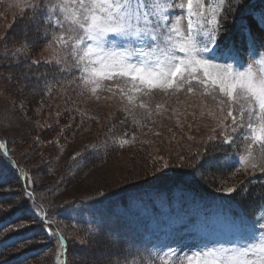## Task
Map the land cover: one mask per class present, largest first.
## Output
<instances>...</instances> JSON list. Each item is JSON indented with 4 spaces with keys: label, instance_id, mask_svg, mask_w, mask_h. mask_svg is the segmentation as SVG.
<instances>
[{
    "label": "rangeland",
    "instance_id": "rangeland-1",
    "mask_svg": "<svg viewBox=\"0 0 264 264\" xmlns=\"http://www.w3.org/2000/svg\"><path fill=\"white\" fill-rule=\"evenodd\" d=\"M30 2L0 0L1 53L9 52L12 56L15 49L12 46L2 48V43L7 32L14 27V21L25 13L24 5ZM22 27L27 28V32L33 30L30 34L23 32L33 41L35 26L29 22ZM50 43L52 47L48 46ZM64 55H67L64 50L50 39H44L17 54V58L25 61L23 68L15 63L6 72L0 70L5 76L0 79V136L11 143L33 193V198L29 199L24 182L7 166L2 167L0 194L3 198L10 195V200L0 203V222L6 218L12 220L6 225L27 222V226L19 231L0 233L3 241L12 236H17L18 240L0 250V253L6 250L0 256V262L7 261L6 264H57L58 239L43 230V223L38 225L36 211H33L36 206L54 221L48 227L67 237L66 264H108L109 258L122 259L119 254L125 252L133 240L121 231L120 224L131 227L130 233H133V224L126 222L125 214L117 213L120 208L115 200L105 201L106 196L134 186L180 181L191 170L174 167L177 162L187 164L189 157L185 156V150L212 140L222 132L221 120L225 114L219 111L218 100L209 95H202L199 91L192 94L181 91L174 95L154 91L150 98H144L152 112L148 117L144 109L133 108L115 87L111 91H99V99L93 96L77 79L80 72L71 67L74 62L70 55L68 70L59 72L61 66L56 65L55 60ZM33 61L39 63L33 64ZM42 65L45 66L37 68ZM21 71L23 74L19 73ZM53 74L63 82L57 84L50 95L31 86L33 79L41 84L44 76L51 81ZM14 83L17 90L11 96L8 91L12 89L10 84L14 87ZM105 84L113 85L114 82L106 81ZM156 105L162 107L157 109ZM126 108L132 115L125 111ZM224 123L230 121L224 120ZM31 127H36L33 137L37 144L21 145L18 142L23 138L21 134ZM132 135H135V141L124 147L114 143ZM46 144L53 146L47 149ZM27 151L34 155L33 159L28 157ZM256 153L258 162L264 153L259 149ZM164 162L169 164L167 169L162 166ZM254 172L264 173L258 169L230 172L234 180L224 186H236L239 193L243 180ZM3 183L5 186H1ZM217 188L212 193H218ZM97 201L101 202L94 203ZM204 205L200 206L203 211L207 208ZM200 209L194 210L193 206L189 212L176 218L172 214L162 222L166 223L165 227L160 226L156 231L157 241L171 242L169 225L176 228L188 225L194 232L207 237L201 224L206 215ZM24 241L28 243L21 248L20 242ZM184 242L194 243L188 239ZM24 252L27 255L23 259L8 260Z\"/></svg>",
    "mask_w": 264,
    "mask_h": 264
},
{
    "label": "snow or ice",
    "instance_id": "snow-or-ice-1",
    "mask_svg": "<svg viewBox=\"0 0 264 264\" xmlns=\"http://www.w3.org/2000/svg\"><path fill=\"white\" fill-rule=\"evenodd\" d=\"M24 8L41 38L67 53L55 60L59 72L68 70L70 55L71 67L80 72L77 79L97 99L99 91L115 87L133 108L144 109L150 117L144 98L154 91L209 95L225 114L223 142L234 144L237 138L230 133H239L244 152L237 153L235 171H264V155L257 162L253 154L254 146L264 153V8L245 0H31ZM230 18L231 32L225 26ZM27 47L25 42L12 57ZM62 82L53 74L51 81L44 79L40 91L50 95ZM125 111L132 115L130 109ZM134 141L132 135L114 143L124 147ZM0 150V169L18 167L6 143L0 142ZM162 166L167 169L169 164ZM205 166L211 167L212 161L199 153L190 163L174 165L195 169L189 173L193 176L202 174ZM216 190L231 195L237 188L222 183ZM28 197L32 199L33 193ZM33 211L39 215L42 209ZM41 220L49 235L58 238L57 264H66L62 259L67 251L65 237L47 227L54 221L46 212ZM201 224L207 237L188 225H169L171 242L149 241V247L132 241L119 254L122 259L109 258L108 264H264V205L250 218L233 216L218 205L214 218L204 217ZM26 226L27 222L0 226V233ZM185 239L194 243L185 244ZM25 243L20 242V247Z\"/></svg>",
    "mask_w": 264,
    "mask_h": 264
},
{
    "label": "trees",
    "instance_id": "trees-1",
    "mask_svg": "<svg viewBox=\"0 0 264 264\" xmlns=\"http://www.w3.org/2000/svg\"><path fill=\"white\" fill-rule=\"evenodd\" d=\"M249 2H251V0H245V4H248ZM26 17H27V12L25 11V13L21 17H18L14 21V23L12 24L14 27L9 30L10 32L9 31L7 32L6 37L2 43L3 45L2 48L6 47L7 49H10V46H12L14 49H16L18 47H21V45L24 44L25 42L27 43L28 47L36 46L42 43V42H39V40L41 39V36L39 35L35 27L34 28H35L36 35L35 34L34 35L36 38L33 41L27 38V34L26 35L23 34V32L24 33L27 32L26 31L27 28L25 29L24 27L22 28L20 27L22 24L24 25V24L29 23V20ZM226 25L227 26L232 25L231 18L229 19ZM15 28H17V31H15ZM31 30L32 29H29L27 33L30 34ZM6 53L7 54H3L0 52V70L3 69L1 71L6 72L9 66L15 63L20 65L21 68L24 67L25 61L22 58H17V57L13 58L10 54H8L9 52H6ZM39 67L41 66H38L37 68ZM19 73L23 74V71ZM22 74H20V76ZM47 74H49V72ZM4 77L5 76L3 75V73L0 72V79L3 80ZM31 77H33V75H31ZM44 77L48 78L46 76ZM31 82L33 83V85L31 86L34 87L35 89H36V86L38 87V89H41L44 83V81H41V84H40L35 79H33ZM10 87L12 89L8 92L10 93L11 96H13L14 91L17 90V88L15 87V83H14V87H12V84H10ZM78 125L80 126L79 122H78ZM35 131H37L36 127H31L28 130L24 131V133L21 134L23 138L21 140H18V142H20L21 145L26 144L29 146L37 144V140H35V138L33 137V133ZM218 140H216V143H217L216 147H215L214 140H211L210 142H208L209 141L208 140V141L200 142L195 148H191V149L187 148V150H185V156L189 157V160L186 163L192 162L198 153L201 155L203 159L212 161V166L208 167V169L207 167L206 168L204 167L202 169V174L197 173L195 176L189 174L187 177L186 176L183 177L180 181L173 180V182L167 181V183H160V184L153 183L149 185L145 184V185L134 186L124 191L123 190L117 191L119 192V198H117L119 202L117 205L120 208V210L117 213L125 214L127 216L126 222L132 223L133 229H134L133 233H130L131 227L120 224L121 228H123L121 229V231L128 234L132 238V240L136 242L137 245L149 244V241L151 240L147 239L145 236L149 234L148 232L149 228L156 229L153 223V219L156 218L157 215L153 214L151 216H145L143 213L147 212L148 210L163 209L166 206L172 205L173 200H171V198L175 194H181V195L189 194L192 196H203V195L207 196L208 194L212 193V190L214 188H217V186H221L222 183L225 184L226 182H232L234 179L232 178V176L230 175V171H228V169L226 168V165L224 164V155L228 153V152H225L224 149L229 150L231 145L223 143L220 137ZM0 142L6 143L8 149H10L8 155L11 157V159L15 161L16 165L18 166L16 168H12V167H8V168L12 172H14L16 175H18L20 171H24L25 169L21 167L19 160H17L16 153L14 152L9 140L4 139L0 136ZM52 146L53 145L51 144H48V145L46 144L47 149H49ZM0 152H2V150H0ZM27 154H29L28 155L29 158L33 159L34 155H30L29 151H27ZM209 157H211V159H208ZM194 171L195 169L191 168L190 173ZM167 179H172V178H167ZM5 183H3L2 186H5ZM242 186H241L242 189H244V186H245L246 191H249V193H251L250 200L247 199L249 203L250 202L253 203L256 200V197L259 196L260 193L263 191V188H261L262 184H259V183L252 184V183H249V180L247 179L242 182ZM24 188L27 194L31 191V188H29L25 184H24ZM149 191H152L153 196L151 197L148 196ZM111 194H114V193H111ZM248 196L249 195H245V194L242 195V197H246V198H248ZM193 199H198V198L193 197ZM7 200L8 201L10 200V195H7L5 198H3L2 195L0 194V203H2L3 201H7ZM111 201H114V200H110L108 202H111ZM94 203H97V202H94ZM36 209L39 210L37 206H36ZM42 214L43 212H41L39 215L36 212V222L38 223V225L43 223L41 220ZM8 221H9V218H7V223ZM43 230L46 231L45 227ZM31 233L32 232H29V234ZM16 237L17 236H12L10 239H8V241L12 239H15V241H18L16 240ZM150 238L152 239V237ZM65 239H66V244H68L67 237H65ZM0 245H1V242H0ZM150 246L151 245L149 244V247ZM5 251L1 252L0 256L4 254ZM26 255L27 253L24 252L21 255L11 257L8 260H11V261L18 260L19 261L20 259H23V257ZM145 255L147 254L145 253ZM64 258H65L64 260L68 259L67 251L64 255ZM4 262H7V261H3L2 264H4Z\"/></svg>",
    "mask_w": 264,
    "mask_h": 264
},
{
    "label": "bare ground",
    "instance_id": "bare-ground-1",
    "mask_svg": "<svg viewBox=\"0 0 264 264\" xmlns=\"http://www.w3.org/2000/svg\"><path fill=\"white\" fill-rule=\"evenodd\" d=\"M2 92V91H1Z\"/></svg>",
    "mask_w": 264,
    "mask_h": 264
}]
</instances>
